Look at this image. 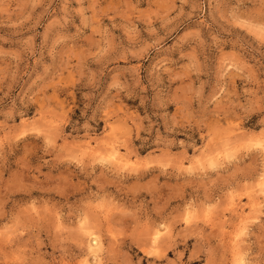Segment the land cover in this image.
<instances>
[{
    "label": "rangeland",
    "instance_id": "obj_1",
    "mask_svg": "<svg viewBox=\"0 0 264 264\" xmlns=\"http://www.w3.org/2000/svg\"><path fill=\"white\" fill-rule=\"evenodd\" d=\"M263 184L264 0H0V264H264Z\"/></svg>",
    "mask_w": 264,
    "mask_h": 264
},
{
    "label": "bare ground",
    "instance_id": "obj_2",
    "mask_svg": "<svg viewBox=\"0 0 264 264\" xmlns=\"http://www.w3.org/2000/svg\"><path fill=\"white\" fill-rule=\"evenodd\" d=\"M88 143V142H87ZM87 143H85V145L86 146H88L87 145ZM101 146V145H100ZM229 146V145H228ZM103 149V148H102ZM102 149H101V151H102ZM225 149V148H224ZM105 150V149H104ZM98 151V150H97ZM101 151H99V152H101ZM105 152V151H104ZM107 156H110L114 161H116V163L118 162L119 164H121V166L123 165V167H124V165H126V164H129V162H130V157L127 155H121L120 153H119V149L116 147V146H114V145H109V147L107 148ZM102 154H103V152H101ZM213 153V152H212ZM104 154H106V153H104ZM101 158V157H100ZM126 167V166H125ZM129 167H131V166H129ZM264 185V184H263ZM261 187V186H260ZM262 188V187H261ZM252 199V198H251ZM156 232V231H155ZM159 235V234H158ZM155 236H157L156 235V233H155ZM154 236V239L156 238ZM96 244V243H95ZM94 245V244H93ZM96 245H100L99 244V242H97V244ZM95 246V245H94ZM240 261H241V259H240ZM240 264H242V263H240Z\"/></svg>",
    "mask_w": 264,
    "mask_h": 264
}]
</instances>
